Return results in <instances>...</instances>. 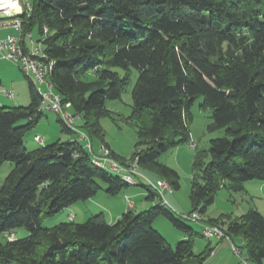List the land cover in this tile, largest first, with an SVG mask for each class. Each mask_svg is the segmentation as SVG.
I'll use <instances>...</instances> for the list:
<instances>
[{"label": "trees", "instance_id": "16d2710c", "mask_svg": "<svg viewBox=\"0 0 264 264\" xmlns=\"http://www.w3.org/2000/svg\"><path fill=\"white\" fill-rule=\"evenodd\" d=\"M27 1L31 11L19 16L23 35L37 30L43 52L56 62L49 76L56 92L112 158L123 165L138 159L135 186L156 203L141 212L129 208L114 223L100 214L43 227L44 219L96 196L100 181L110 195L131 185L98 167L78 139L26 149V132L45 114L28 78L30 105L0 107V167L13 164L0 186V233L28 231L0 241V264H203L213 249L195 254L194 237L203 233L163 205L147 173L180 189L179 173L159 158L191 140V108L202 98L200 107L211 112L208 131L225 135L195 155L190 213L204 217L221 189L239 193L248 182H264V0ZM133 69L132 117L141 147L120 159L99 122L109 115L106 101L121 99ZM90 73L97 77L89 80ZM58 120L63 132L75 133ZM160 216L186 235L175 248L153 226ZM204 220L220 225L233 243L242 238L249 264H264L260 211Z\"/></svg>", "mask_w": 264, "mask_h": 264}, {"label": "rangeland", "instance_id": "374dc122", "mask_svg": "<svg viewBox=\"0 0 264 264\" xmlns=\"http://www.w3.org/2000/svg\"><path fill=\"white\" fill-rule=\"evenodd\" d=\"M32 35L35 42L39 44L37 30H34ZM5 62L4 64L8 67V71H6V73L4 72L5 77L0 84V88L3 94L4 92H13L15 101L18 103L11 100V104H6V106L30 105L31 94L29 79L19 67H16L7 60ZM11 71H15V73H11ZM96 77L97 75L95 73H90L88 75L89 80H94ZM137 77L138 72L133 69L131 72V81L123 91L121 99L106 101V108L109 111V115L102 118L99 122L104 133L105 143L109 145L110 150L120 159L130 158L138 149L137 147H141L137 146L140 138L136 121L132 117L133 105L131 92ZM202 102L203 99L199 98L191 108L192 120L189 123L191 140L187 143H181L175 147H171L166 154H163L159 158L160 163L176 170L180 175V189L173 192L164 191L163 194L165 201L170 207L182 213L191 212L190 195L192 190V178L194 174L193 162L195 155L197 153L202 154L204 151L209 150L211 139L225 135L224 130L214 132L208 131L207 127L212 122L211 112L207 108L200 107ZM24 123L25 121H21L18 125H23ZM36 135H40L43 138L44 145H49L57 141L66 142L72 137H79L77 133L63 132L58 117L53 113H45L39 123L26 132L24 144L28 151H32L40 145L34 141ZM91 141L96 153H99V147H106L104 144H101L96 136H93ZM192 142L196 144L195 148L191 146ZM12 167L13 164L9 162L0 167V186L3 184ZM147 174L151 181L154 183L157 182L153 175ZM99 184L102 189H100L98 194L92 199L86 202L75 203L57 212L53 216L44 219L42 226L45 228H52L68 219L72 220L74 216L70 215L71 213L75 215L77 223H83L88 218L100 214L103 215V218L108 223H114L128 210L127 203H129L131 207L136 204V209H134L136 212H140L144 209L140 205L142 197L135 196L134 193H131V189L126 191L127 188H124L118 194L110 195L106 192L108 184L102 181H100ZM149 201L152 202L151 200ZM252 208L260 211L264 215V197L262 196L259 186L245 184V191L242 193H229L226 189L219 190L215 204L209 208L207 214L203 218H219L221 216L240 218ZM186 223L192 226L197 232H202L200 224H206L207 222L203 220L198 224L193 222ZM207 225L209 224L207 223ZM210 225L218 228L222 232L223 238L207 239L201 235H196L194 237V252L196 255L205 253L208 248L213 249L212 253L208 255L203 264H248L246 261V251L242 246L244 243L242 238H234V244L227 237L226 232L220 225ZM153 226L163 235L166 243L173 248L176 247L177 243L186 239L185 233L175 228L164 216L158 217ZM27 235L28 231L21 228L14 233H0V241H4L5 239L13 240L16 237H25ZM233 245L238 247L240 250L239 254L233 251Z\"/></svg>", "mask_w": 264, "mask_h": 264}, {"label": "built area", "instance_id": "2783aa9c", "mask_svg": "<svg viewBox=\"0 0 264 264\" xmlns=\"http://www.w3.org/2000/svg\"><path fill=\"white\" fill-rule=\"evenodd\" d=\"M31 9L32 6L27 0H0V29H11L19 33V35H9L4 39H0V57L18 66L24 75L33 81L40 96L37 109L39 112L53 113L61 118L67 128L79 135L78 140L83 142L85 147L91 151L93 161L98 167L108 169L112 173L121 176L127 184L135 186L137 177L141 176L138 170V159L134 158L127 165H123L112 158L109 150L104 146L100 147L99 154L95 153L90 137L82 128V115L71 111V104L63 101L62 96L56 92L49 80L56 62L43 52L41 44L32 50H26L23 46V25L19 16L24 10L30 12ZM26 36L32 37L31 34ZM6 96L13 99L12 92H6ZM35 141L41 145L44 144V140L40 135L35 136ZM191 146L195 148L196 144L192 142ZM148 182L161 197L163 205L170 207L163 194L164 191L173 192L170 184L165 180H159L156 183ZM178 216L185 221L196 224L204 220L198 212L179 213ZM200 225L205 238H223V234L218 228L212 227L210 224L207 225V223ZM233 251L237 254L240 253L236 245H233Z\"/></svg>", "mask_w": 264, "mask_h": 264}, {"label": "crops", "instance_id": "0c3cea01", "mask_svg": "<svg viewBox=\"0 0 264 264\" xmlns=\"http://www.w3.org/2000/svg\"><path fill=\"white\" fill-rule=\"evenodd\" d=\"M9 35H19V33L16 32L15 30H11V29H0V39H4V38H6ZM22 41H23V46L25 47L26 50H32L34 47H36V46H38L40 44V43L37 44L35 42V40L33 39V35H32L31 38H29L28 36H24L22 38ZM5 61L6 60H3L0 57V80H1V82H3L4 77H5V73H6V71H8V67L6 66V64H4V63H6ZM11 64H13V63H11ZM13 65H15V64H13ZM16 67H18V66H16ZM11 73H15V71H11ZM11 100H13L15 103H17L15 101L14 93H13V99H11V98L6 96V92H4V94H3V91L0 88V107H7L6 104H11ZM58 119H59V117H58ZM77 139L78 138H76V137H72L70 140L73 141V140H77ZM99 153H100V147H99ZM99 153H97V154H99ZM246 185H257V186H259L260 191L262 192V196L264 197V182L253 181V182H248ZM130 189H131V193H134L135 196L142 197V202H140V205L142 206V208H144L143 210H146V209L150 208L151 206L155 205V201L150 202L149 199H147L148 192H147V190L145 188H143L141 186H130V187L127 188L126 191H129ZM146 201H147V203H146ZM127 205H128V209L129 208L136 209V206H137L136 204H134L133 207H131L129 203H127ZM143 210H141V211H143ZM174 210H175V208H174ZM190 211H191V207H190ZM177 212H181V211L177 210ZM70 215H73L74 219H76V217H75V215L73 213H71Z\"/></svg>", "mask_w": 264, "mask_h": 264}]
</instances>
